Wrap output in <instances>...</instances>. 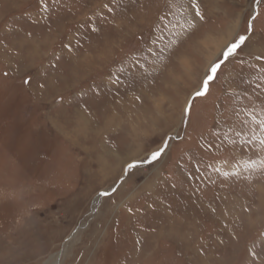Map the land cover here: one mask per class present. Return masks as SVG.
<instances>
[{
	"label": "rangeland",
	"instance_id": "374dc122",
	"mask_svg": "<svg viewBox=\"0 0 264 264\" xmlns=\"http://www.w3.org/2000/svg\"><path fill=\"white\" fill-rule=\"evenodd\" d=\"M0 264H264V0H0Z\"/></svg>",
	"mask_w": 264,
	"mask_h": 264
},
{
	"label": "snow or ice",
	"instance_id": "6c2138e0",
	"mask_svg": "<svg viewBox=\"0 0 264 264\" xmlns=\"http://www.w3.org/2000/svg\"><path fill=\"white\" fill-rule=\"evenodd\" d=\"M256 3L257 5H259L260 0H256ZM196 15L200 16V18L203 19V16L200 14L198 7L196 8ZM253 19H255V17H253ZM248 30H253V26L251 24L249 25ZM249 39L250 37L247 34L239 35L238 38H235L232 42L226 45V47L222 50L220 54L222 56V59L218 57L216 61L212 62L209 65L204 77H202L200 86L197 88V90L194 91V93H192L191 99L187 102V105L185 107L186 112H191L192 100H195L199 97H205L209 94L210 85L216 80L221 67L229 60V58L235 56L238 51L242 50V47L247 43ZM167 148V142L162 139L160 145L154 150H151L149 155H146L142 159L133 160L132 162L127 163L126 171L135 169L142 164H147L158 160L164 154ZM115 190L116 189H113V191ZM102 195L108 196L110 195V193L105 192L102 193Z\"/></svg>",
	"mask_w": 264,
	"mask_h": 264
},
{
	"label": "water",
	"instance_id": "95a60500",
	"mask_svg": "<svg viewBox=\"0 0 264 264\" xmlns=\"http://www.w3.org/2000/svg\"><path fill=\"white\" fill-rule=\"evenodd\" d=\"M102 193H105V192H100V194H99V198H101L102 197ZM97 201V200H96ZM97 204H98V202L96 203V204H94V210H95V208L97 207Z\"/></svg>",
	"mask_w": 264,
	"mask_h": 264
},
{
	"label": "bare ground",
	"instance_id": "6f19581e",
	"mask_svg": "<svg viewBox=\"0 0 264 264\" xmlns=\"http://www.w3.org/2000/svg\"><path fill=\"white\" fill-rule=\"evenodd\" d=\"M98 200H99V198H98ZM97 202H98V201H96L95 204H96Z\"/></svg>",
	"mask_w": 264,
	"mask_h": 264
}]
</instances>
